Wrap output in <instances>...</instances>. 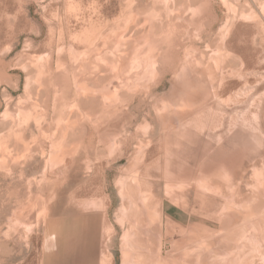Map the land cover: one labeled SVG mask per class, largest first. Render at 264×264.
<instances>
[{"label": "rangeland", "instance_id": "374dc122", "mask_svg": "<svg viewBox=\"0 0 264 264\" xmlns=\"http://www.w3.org/2000/svg\"><path fill=\"white\" fill-rule=\"evenodd\" d=\"M92 215L101 264H264V0H0V264Z\"/></svg>", "mask_w": 264, "mask_h": 264}, {"label": "crops", "instance_id": "0c3cea01", "mask_svg": "<svg viewBox=\"0 0 264 264\" xmlns=\"http://www.w3.org/2000/svg\"><path fill=\"white\" fill-rule=\"evenodd\" d=\"M98 218L97 215L76 218L70 225V228L74 227V229H71L72 234L70 236L58 237V235H55L52 237L49 244L50 249L48 248V251H51V253L47 254V256H50H48L46 263L101 264L105 229L99 227ZM77 224L80 227L76 228ZM56 250L60 252L57 259H53V255L57 254Z\"/></svg>", "mask_w": 264, "mask_h": 264}]
</instances>
